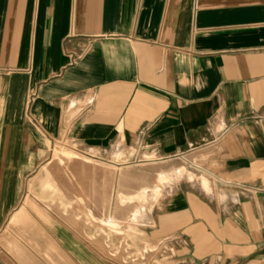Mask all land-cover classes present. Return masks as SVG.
I'll use <instances>...</instances> for the list:
<instances>
[{"label": "crops", "instance_id": "0c3cea01", "mask_svg": "<svg viewBox=\"0 0 264 264\" xmlns=\"http://www.w3.org/2000/svg\"><path fill=\"white\" fill-rule=\"evenodd\" d=\"M63 139L185 163L203 183L163 192L155 235L264 264V0H0V264H101L53 204L20 205Z\"/></svg>", "mask_w": 264, "mask_h": 264}, {"label": "rangeland", "instance_id": "374dc122", "mask_svg": "<svg viewBox=\"0 0 264 264\" xmlns=\"http://www.w3.org/2000/svg\"><path fill=\"white\" fill-rule=\"evenodd\" d=\"M52 158L44 169L43 192L30 182L20 205L53 204L60 219L72 222L75 234L91 243L101 264H200L190 261L180 245L155 235L153 222L164 191L181 180L203 183L192 168L162 160L88 159L66 139L55 143ZM51 174L59 180L51 181Z\"/></svg>", "mask_w": 264, "mask_h": 264}]
</instances>
